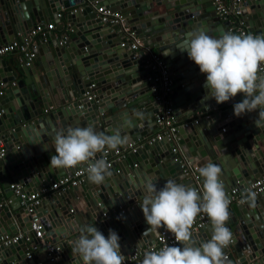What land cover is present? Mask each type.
<instances>
[{"label": "water", "instance_id": "obj_1", "mask_svg": "<svg viewBox=\"0 0 264 264\" xmlns=\"http://www.w3.org/2000/svg\"><path fill=\"white\" fill-rule=\"evenodd\" d=\"M95 3L122 15L139 37L140 44L162 54L161 57H168L164 53L170 51L182 54L181 64L171 66L169 70L174 75L175 92L181 91L186 103L192 106L196 103V111L211 114L205 120L207 130L203 124L178 127L170 141L135 149L129 155L134 168L124 159L117 164V170L110 168L111 176L106 177L104 183H92L87 176L81 185L57 193L60 204L48 215L46 213V217L45 213L42 214L45 204L36 207L34 214L40 218L47 241L54 246L53 261H44V264H82L78 254H73L72 245L68 247L60 241L62 235L67 237L74 232L73 238L67 242L72 244L87 227L85 223L77 229L65 221L64 217L70 215L72 206L84 208L83 212L89 210L87 222L107 216L110 220L108 228L106 223L103 229L101 225L95 226L105 237L110 229L118 233L125 257L132 249L139 250L152 244L156 233L166 229L147 230L149 226L141 208L146 194L145 181H152L159 189L166 181L174 180L202 192L203 178L198 168L211 162L222 168L221 180L229 196L230 189L243 191L255 176L264 173V119L258 118L259 110L235 116L233 106L244 99L243 94L217 104L207 96L204 87L206 74L200 72L187 52L178 48L186 46L184 41L190 32L204 30L212 37H219L226 32L233 33L232 30L238 27L237 22H241L247 32L264 36V0H240L241 21L238 17L233 25L228 18L219 23L212 0L203 1L205 7H201L199 0H95ZM95 3H86L85 0H0V45L11 42L17 34L25 35L35 24H58L61 11H64L66 31L69 32L62 38L66 48L58 47L59 41L52 37L41 42L34 60L18 69L27 79L15 86H8L14 80L12 74H6L10 70L6 73L0 70V141L4 148L0 157V234L14 235L18 230L28 232L31 245H39L38 240L29 232V215L21 211L19 200L10 186L16 185L22 192L39 191L87 165L61 169L60 174L50 167L51 156L56 154V132L87 126L106 135L119 130L121 135L129 137L126 145L116 149L121 150L132 145L133 141L148 138L151 130L156 128L153 124L156 112L141 119L144 112L128 111L140 104L139 99L126 101L128 97L135 98L132 93L139 92V87L144 86V73L138 69L145 68L144 58L149 53L141 50L137 55L134 52L127 54L120 48L117 27L100 22L94 11ZM80 5L78 10L73 9ZM152 17L154 19L149 20ZM41 53L46 56L44 61L38 58ZM38 62L39 67L35 65ZM150 98V94L146 99L144 97L143 100H147L144 108L150 104L149 107L154 109L156 105ZM123 109L125 111L120 114ZM224 127L227 131L225 137L221 133ZM237 137L241 139L236 141ZM173 146L179 150L175 155L171 153ZM106 151L112 155L115 150ZM194 151L197 154L192 155ZM103 153H97L95 160L102 159ZM182 161L196 167L194 175L197 179L181 173L179 165ZM135 204L143 216L135 225H130L138 243L123 225V219L128 220V212L137 209L132 207ZM244 204L246 209L239 208L238 215L230 213L227 227L233 234V243L227 247L229 253L224 250L226 264H264V192L256 195L255 207H250L247 201ZM253 209L255 218L248 212ZM115 211L116 216H112ZM71 214L79 216L82 211L73 210ZM249 215L256 222L252 230L247 227ZM55 223L59 227H55ZM73 223H77L75 218ZM205 234L211 236L210 224L193 235L197 241L203 242ZM235 234H239L240 242L243 238L242 244L236 242ZM58 250L65 255L57 253ZM27 251L23 240L8 247L1 246L0 264H36L37 261L26 259ZM38 252L42 249L38 248Z\"/></svg>", "mask_w": 264, "mask_h": 264}, {"label": "clouds", "instance_id": "obj_2", "mask_svg": "<svg viewBox=\"0 0 264 264\" xmlns=\"http://www.w3.org/2000/svg\"><path fill=\"white\" fill-rule=\"evenodd\" d=\"M184 45L178 48L206 74L208 97L222 104L243 94L244 99L233 106L234 115L259 110L258 118L264 119V75L259 74L264 71V36L226 32L212 37L200 30L190 32ZM54 139L56 154L51 156L50 167L71 169L87 164L88 179L95 184L111 176V165L104 159L95 160L96 154L116 150L129 141L119 130L106 135L92 126L69 127L66 132H56ZM198 173L203 178L202 192L174 180L159 189L152 181L144 182L146 194L141 208L147 230L166 228L179 246L146 251L142 264H226L224 250L233 243V234L227 227L231 200L221 180L222 168L208 162L198 168ZM255 200L256 193L249 191L241 203L247 201L255 207ZM201 213L211 221L212 234L210 239L197 242L193 226ZM71 245L82 264H124L120 237L114 230L105 237L96 226H87Z\"/></svg>", "mask_w": 264, "mask_h": 264}, {"label": "built area", "instance_id": "obj_3", "mask_svg": "<svg viewBox=\"0 0 264 264\" xmlns=\"http://www.w3.org/2000/svg\"><path fill=\"white\" fill-rule=\"evenodd\" d=\"M86 3H95V0H85ZM214 6V12L216 16L220 18V20L226 21V18L233 19L235 22L239 17V9L238 5L240 0H230L229 4L226 6L223 0H212ZM95 6V7H94ZM94 11L97 15V18L101 23L116 26L117 34L119 37V47L128 51H135L139 44V37L135 33V31L127 25L125 18L117 12H112L110 9L104 7L103 5L96 6V3L93 5ZM238 27L242 26L241 22H237ZM54 28L53 23L46 24H35L31 27L25 35L20 36L18 39H14L11 42L0 45V60L7 55H15L16 61L20 66H27L30 64L34 58L36 57L37 49L41 42L46 41L49 37H51V31ZM238 34H252L247 32L245 29H238ZM253 35V34H252ZM62 41V40H60ZM58 44H61V42ZM145 70L146 74L144 75V81L148 83V88L151 93L154 95V101L158 105V109L154 115V126L159 128L161 131L157 132L152 137L148 138L145 142L146 146H151L152 144L162 141H170L173 136L172 134L175 132L177 127L175 126V111L170 102V86H171V78L168 73L167 68L163 65L161 60L156 58V56H152L151 59L145 61ZM264 68V66H262ZM260 75H264V71L259 73ZM14 86V83L11 84ZM2 91H0L1 94ZM2 112V111H0ZM197 121L193 122H185L181 125V127H186L188 125H196ZM224 129H221V133H224ZM130 150V154L135 152V148L132 145L128 146ZM178 147L173 146L171 148V153H178ZM4 154L3 144L0 141V157ZM118 157L121 160H124L126 154L121 150L113 151L112 155ZM102 159H109V152L105 151ZM174 161H177L175 159ZM114 161L110 160L108 163L112 166ZM88 165L83 168H78L72 173L65 174L61 179L50 185V190L57 191V193L63 192L70 187H76L81 185L84 178L88 176L87 172ZM135 167V165H133ZM179 168L181 173L186 176H192L193 179H197V176L194 174L197 172L196 167L188 164L185 161L180 162ZM10 189L13 191V194L19 200V206L23 210L26 215H29V232L33 233V237L38 240L39 245L32 244L31 250L34 252L36 249H42L43 259L44 261H53L52 254L54 252V246L47 242L44 238L45 233L43 232V226L41 224L40 218L34 214V210L36 207H40L42 205L41 199L43 194L47 191L46 188H42L39 191L35 192H22L20 188L16 185H11ZM246 194L249 191H254L256 195L264 192V173L260 176L256 177L251 183L243 190ZM238 196V190L233 189L229 193V198L232 201L234 198ZM244 198L239 199V203ZM211 221L206 216V214L201 213L197 218L196 222L193 226V234L202 230L205 226H207ZM27 241L28 240V232L18 233L14 235L0 234V247H8L11 245H15L19 241ZM179 242L175 240L174 234L163 229L158 232L152 244L146 246L144 249H139L135 252L129 253L125 256L124 264H142L143 256L146 251L152 249H159L164 245H177ZM28 253V251H27ZM27 260H33L30 254H26ZM36 264H44L40 260H36ZM43 261V262H44Z\"/></svg>", "mask_w": 264, "mask_h": 264}, {"label": "crops", "instance_id": "obj_4", "mask_svg": "<svg viewBox=\"0 0 264 264\" xmlns=\"http://www.w3.org/2000/svg\"><path fill=\"white\" fill-rule=\"evenodd\" d=\"M203 1H206V0H199V2L201 3V7H205V5H203L202 4V2ZM223 2H224V4L227 6L228 4H229V2H230V0H223ZM213 3V2H212ZM81 7V5L78 7V6H75L73 9H75V10H78L79 8ZM160 13L162 12V10L161 11H159ZM60 17H59V19H60V21H59V23L58 24H55L54 23V28H53V30L51 31V37L52 38H54V39H57L58 41H60V40H62V38L64 37V33H69L68 31H66V27H67V24L65 23V20H64V11H61L60 13ZM144 14H146V13H144ZM154 18L152 17V18H150L149 20H153ZM240 21H241V17H239L238 18ZM229 21H230V23H231V25H233L235 22L233 21V19H230L229 18ZM223 23V22H225L224 20H220L219 21V23ZM40 24H43L42 22L40 23ZM49 24V23H48ZM241 28H243V29H245L246 31H247V28H245L243 25L242 26H240V27H236L234 30H232V32H233V34H238V29H241ZM117 32V31H116ZM20 36L21 35H19V34H17V35H15V38L14 39H18V38H20ZM61 42V44H57V46L58 47H60V48H66L67 46H66V44L63 42V41H60ZM146 51L147 53H149L148 55H146L145 56V61L146 60H148V62H149V60L151 59V57L152 56H156V58H158L159 60H161V62L163 63V65L167 68V70H168V73H169V75H170V80H171V86H170V93H169V95H170V102H171V104H172V107L174 108V111H175V126L178 128V127H181V125L183 124V123H187V122H193V121H197L198 122V124H203V127H205V129L207 130V127L204 125L206 122H205V120H206V118L211 114V112H207V113H201L200 111H196L197 109L195 108V104H193V106L190 104V103H186V100H185V97H183V95H181V91H178V92H175V87H176V85L174 84V81L172 80V78H173V74L169 71L170 70V67L171 66H174V65H177V64H181V61H182V59H183V55L182 54H179L178 52H175V51H173V52H165L164 54H166V56L168 55V57H161V55L160 54H158L156 51H154V50H150L149 48H148V46H144L143 44H139V46H138V48L135 50V51H133L136 55H137V53L139 52V51ZM126 52H127V54H130L132 51H128V50H126ZM46 56L45 55H43L42 53H41V55L38 57L39 59H41V60H43L44 61V58H45ZM125 61H127V60H125ZM144 61V62H145ZM0 62L2 63L1 65L2 66H0V70L1 71H4L5 73L8 71V69L10 70L9 72H7L6 74H12L13 76H14V80H13V83H14V86L17 84V82H19V81H21V80H23V79H27V78H25V76L22 74V73H20V72H18V69L20 68V67H22V66H20L18 63H17V61H16V57H15V55H7V56H5V57H3L1 60H0ZM146 63V62H145ZM36 66H40L41 64H40V62H38V63H36L35 64ZM116 65H117V63H116ZM121 69H122V66H121ZM146 68H139L138 69V71H140V72H143L144 73V75L146 74V70H145ZM176 71H178V70H176ZM134 72V71H133ZM179 72V71H178ZM64 78H66V77H64ZM12 83H9L8 84V86H12L11 85ZM148 83H144V86H142L141 88L139 87V92L138 91H135V92H133L132 94H134V95H136V97L134 98V97H128V98H126V101L127 102H131V101H135V100H137V99H139V101H140V104H136V105H134L133 107H130L129 109H128V111H132V110H135L136 112H144V115L142 116L141 114H139V115H141L140 117H141V119L144 117V116H146V115H150V114H154L156 111H157V109H158V105L155 103V101H154V95H153V93H151L150 92V90H149V88H148V85H147ZM193 85H195V83L194 84H192L191 86H193ZM186 86H188V85H186ZM2 91V90H1ZM176 93V94H175ZM151 95V100H152V102L156 105L155 107H154V109H151L150 107H149V105L148 106H146V108H144L145 107V105H146V101L147 100H143L144 99V97H145V99H146V97H148V95ZM175 94V95H174ZM48 95H49V93H48ZM171 96H172V98H171ZM49 98L51 99V96L49 95ZM197 98V97H196ZM136 102V101H135ZM151 102V103H152ZM208 104V103H207ZM174 105V106H173ZM137 106H140V108H138ZM233 106V104L232 105H230V106H228L227 108H229V107H232ZM207 108H208V105L206 106ZM192 109V110H191ZM125 110L123 109L122 111H120L119 113L121 114L122 112H124ZM194 112H196V113H194ZM192 113V114H191ZM194 113V114H193ZM191 114V115H190ZM109 115V113H107L106 114V116H108ZM188 115H190V116H188ZM154 116V115H153ZM206 124H208V123H206ZM222 129H224L225 131H224V133H222V135H224V137L226 136V133H227V131H226V128L224 127V128H222ZM159 131H161L159 128H153L152 130H151V132H150V134H149V137L148 138H150V137H152L153 135H155L157 132H159ZM237 135V134H236ZM148 138H144V139H139V140H136V141H133L132 142V147L133 148H135V149H137V148H141L142 146H144L145 145V142H146V140L148 139ZM239 139H241V137H237L235 140L236 141H238ZM243 140V139H242ZM189 143L191 144V141H189ZM188 143V144H189ZM123 149H122V151H123V153L124 154H126V157H125V159H127L128 161H129V166L130 167H132V168H134L133 167V162H131L130 161V159H129V155H130V150H127L128 149V147H122ZM184 148V147H183ZM184 150H186L185 148H184ZM190 151V150H189ZM197 154V152L196 151H194V152H191V154L192 155H194V154ZM97 156V155H96ZM103 156H104V153H103ZM102 156V157H103ZM98 158V157H97ZM198 158V157H197ZM196 158V159H197ZM110 160H112V161H114L113 162V164H112V166L110 167V168H114V170H117L118 169V167H117V164L119 163H121V159H119L118 157H115V156H110L109 155V159H107V162L108 161H110ZM45 161V160H44ZM136 163V162H135ZM56 171H58V174H60V173H62V170L61 169H56ZM256 177H258V176H255V178ZM254 178V179H255ZM43 188H46L47 189V191L43 194V197H42V199H41V202H42V205L43 204H45V208H43V212H42V214L43 213H45L44 214V217H46V213H47V215H48V213L50 212V210L52 211V209H57V207H58V204H60V202L58 201V199L56 198V195H57V191H54V190H50L49 188H50V186H45V187H43ZM245 188H243V190H244ZM233 190V189H232ZM230 191H231V189H230ZM245 197H246V192L245 191H238V196L236 197V198H234L232 201H231V203H230V205H229V212L231 213V214H233L234 216H236V215H238V210H239V208H242V207H245L244 205V203H239L238 201H239V199L240 198H244L245 199ZM57 202H56V201ZM73 202V205L75 204V201L73 200L72 201ZM47 203V204H46ZM5 204V202L2 204V206ZM94 204H97V203H94ZM82 206H83V203H82ZM97 206H101V204L100 205H97ZM137 206H138V204H135V205H132V207H136L137 208ZM42 207H44V205L42 206ZM49 207V208H48ZM122 208H124V207H122ZM21 209V208H20ZM79 209H81V211H82V215H79V216H75V214H71V213H73V210H79ZM84 209V208H83ZM83 209L82 208H79L77 205H75V206H72V212L70 211V215H67L66 217H64L65 218V221L66 222H68V224H70V226H72V227H75V228H77V229H79L80 227H81V225H84L85 223H87V226H95V225H101V227H102V229L104 228V223H106V228H108V221H110L109 219H108V217L107 216H104V217H101V218H99V221L98 220H88V222H87V217L86 216H88L87 214H88V212H89V210L87 211V212H83ZM120 209V208H119ZM138 209V208H137ZM134 209V210H132V211H129L128 212V217H127V219L128 220H125L124 221V219H123V225L124 226H127V228L129 229L128 231H130V233H132V235H133V237H134V231H132L131 230V227H130V225H135V223L136 222H138V221H140V218H143V216H142V213L140 212V209ZM245 209H246V207H245ZM21 211H23L22 209H21ZM104 212H105V210H103ZM96 212H98V209L96 208ZM248 212L249 213H251V214H253L254 213V209L253 210H251V211H249L248 210ZM12 214H15V212H13ZM11 214V215H12ZM116 214V211L115 212H112L111 213V215L112 216H116L115 215ZM26 215V214H25ZM27 216V215H26ZM85 216V217H84ZM103 216V215H102ZM72 217V219L70 220V218ZM253 217H254V214H253ZM253 217H251L250 215H249V218H247V219H249L250 221H248L249 222V226H247L250 230H252V228H253V226L255 225V220H253ZM73 218H75V220H76V222L77 223H73L72 224V221H73ZM255 218V217H254ZM88 219H89V217H88ZM108 219V220H107ZM14 224H16V223H14ZM129 224V225H128ZM210 225H211V222L209 223ZM208 224V225H209ZM54 226L55 227H59L58 225H56V223L54 224ZM238 227H239V225H238ZM84 229H86V227L84 228ZM84 229H80V230H84ZM79 230V231H80ZM18 233H22L20 230H18L17 231V233L16 234H18ZM233 233H236V232H233ZM156 234H158V233H156ZM7 235H12V234H7ZM239 234H235V240H236V242H238L239 244H242V242H243V238L241 237V242H240V237L238 236ZM73 236H74V232L73 233H70V235L69 236H67V237H63V235L61 236V238H60V241L61 242H64L65 243V245L66 246H68V247H71V244L69 243H67V242H70V238H73ZM60 237V236H59ZM210 237L211 236H208V234H205L204 235V239H205V241L206 240H208V239H210ZM44 238H45V240L47 241V237H46V235H44ZM56 238H57V240H58V237L56 236ZM56 240V239H55ZM134 240H135V237H134ZM59 240L57 241V243L61 246V248H62V244H61V242H60ZM153 241H154V239H153ZM48 242V241H47ZM135 242H137L138 243V241L137 240H135ZM197 242H200V241H197ZM24 244H25V246L28 248V253H27V255L28 254H30L31 255V257H32V259L34 260V261H36V260H40L42 263H44L43 261H44V259H43V253L42 252H38V249H36V251H32L31 250V242H30V240H27V241H24ZM68 244V245H67ZM53 245V244H52ZM146 246H143L141 249H144ZM64 249H66V248H64ZM138 250V248H136V249H132V251H130L131 253L132 252H135V251H137ZM226 250H227V252H228V249L226 248ZM62 253V254H64V252L63 251H61L60 252V250H58L57 251V253ZM229 253V252H228ZM126 254H127V252H126ZM129 254V253H128ZM65 255V254H64ZM261 257V256H260ZM260 257H257V259L258 258H260ZM263 257V256H262ZM257 259L256 260H253L252 261V263L253 262H255V261H257Z\"/></svg>", "mask_w": 264, "mask_h": 264}]
</instances>
